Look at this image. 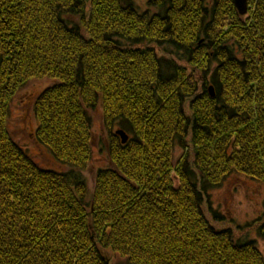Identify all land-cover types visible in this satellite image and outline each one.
I'll return each mask as SVG.
<instances>
[{
	"label": "trees",
	"instance_id": "obj_1",
	"mask_svg": "<svg viewBox=\"0 0 264 264\" xmlns=\"http://www.w3.org/2000/svg\"><path fill=\"white\" fill-rule=\"evenodd\" d=\"M145 4L0 0V264H113L108 250L126 264H264L255 240L206 215L226 221L208 193L232 175L264 184V0L246 15L234 0ZM40 79L55 84L35 100V136L64 172L10 128ZM97 111L110 166L90 191Z\"/></svg>",
	"mask_w": 264,
	"mask_h": 264
},
{
	"label": "rangeland",
	"instance_id": "obj_2",
	"mask_svg": "<svg viewBox=\"0 0 264 264\" xmlns=\"http://www.w3.org/2000/svg\"><path fill=\"white\" fill-rule=\"evenodd\" d=\"M130 1L143 10L146 6V0ZM53 84L55 83L48 79H40L29 83L28 87L18 95V99L12 105L10 128L13 138L19 146L25 149L28 155L41 168L64 172L66 169L60 167L49 150L41 146L35 136L39 128L37 117H35L34 113L35 100L39 97V94ZM92 125L94 153L91 166L85 174L89 182L90 191H93L94 178L97 172L102 169H108L110 166V157L108 156L110 135L103 128L100 111L94 112L92 115ZM118 130L115 129V134ZM175 154L178 160L183 156V150L177 148ZM208 195H210V206L216 212H220L226 219L225 222L216 221L206 209V215L211 222L217 228L234 229L236 235L240 236V233L247 235L249 240H255L257 247L264 255V234L261 235L259 232L260 228L256 226L261 217H264V184L256 182L245 175L234 174L222 186L210 190ZM105 253L108 254L107 257L110 260H113V264H126L124 258L114 254L112 251L108 250Z\"/></svg>",
	"mask_w": 264,
	"mask_h": 264
},
{
	"label": "water",
	"instance_id": "obj_3",
	"mask_svg": "<svg viewBox=\"0 0 264 264\" xmlns=\"http://www.w3.org/2000/svg\"><path fill=\"white\" fill-rule=\"evenodd\" d=\"M235 1V6L236 9L239 11L240 15H246L248 13V4L249 0H234ZM117 135L121 136L122 138V143L126 144L129 140V136L125 134L123 131H118Z\"/></svg>",
	"mask_w": 264,
	"mask_h": 264
},
{
	"label": "bare ground",
	"instance_id": "obj_4",
	"mask_svg": "<svg viewBox=\"0 0 264 264\" xmlns=\"http://www.w3.org/2000/svg\"><path fill=\"white\" fill-rule=\"evenodd\" d=\"M118 132V131H117ZM116 135H117V133H116Z\"/></svg>",
	"mask_w": 264,
	"mask_h": 264
}]
</instances>
